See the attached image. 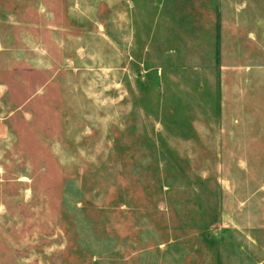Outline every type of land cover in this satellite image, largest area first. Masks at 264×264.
I'll return each instance as SVG.
<instances>
[{
	"label": "rangeland",
	"instance_id": "374dc122",
	"mask_svg": "<svg viewBox=\"0 0 264 264\" xmlns=\"http://www.w3.org/2000/svg\"><path fill=\"white\" fill-rule=\"evenodd\" d=\"M0 264H264V0H0Z\"/></svg>",
	"mask_w": 264,
	"mask_h": 264
}]
</instances>
